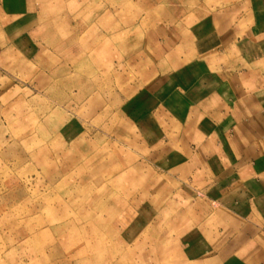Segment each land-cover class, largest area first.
Here are the masks:
<instances>
[{"label": "rangeland", "instance_id": "rangeland-1", "mask_svg": "<svg viewBox=\"0 0 264 264\" xmlns=\"http://www.w3.org/2000/svg\"><path fill=\"white\" fill-rule=\"evenodd\" d=\"M245 3L30 0L23 18L0 12V264H198L193 210L172 202L190 150L167 109L176 97L143 91L194 65L214 14L233 5L236 19Z\"/></svg>", "mask_w": 264, "mask_h": 264}, {"label": "crops", "instance_id": "crops-1", "mask_svg": "<svg viewBox=\"0 0 264 264\" xmlns=\"http://www.w3.org/2000/svg\"><path fill=\"white\" fill-rule=\"evenodd\" d=\"M30 5L0 0V12L23 18ZM245 5L236 19L233 5L214 14L208 34L215 39L192 41L194 65L167 77L168 88L151 83L143 91L176 97L167 109L181 120L190 150L181 200L172 202L193 210L199 235L188 251L198 264H264V0Z\"/></svg>", "mask_w": 264, "mask_h": 264}]
</instances>
